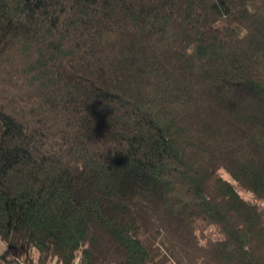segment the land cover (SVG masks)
I'll list each match as a JSON object with an SVG mask.
<instances>
[{"label": "trees", "instance_id": "16d2710c", "mask_svg": "<svg viewBox=\"0 0 264 264\" xmlns=\"http://www.w3.org/2000/svg\"><path fill=\"white\" fill-rule=\"evenodd\" d=\"M0 245L264 264V0H0Z\"/></svg>", "mask_w": 264, "mask_h": 264}, {"label": "rangeland", "instance_id": "374dc122", "mask_svg": "<svg viewBox=\"0 0 264 264\" xmlns=\"http://www.w3.org/2000/svg\"><path fill=\"white\" fill-rule=\"evenodd\" d=\"M222 176H223V178L228 179V176H227L226 174H223V173H222ZM242 195H243L244 197H247V198L249 197L247 194H242ZM0 249H1V250L3 249V247H1V245H0ZM21 262L23 263L24 261L21 260ZM23 264H28V263L24 262Z\"/></svg>", "mask_w": 264, "mask_h": 264}]
</instances>
